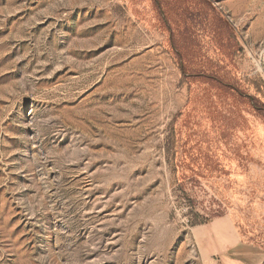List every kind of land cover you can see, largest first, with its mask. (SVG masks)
<instances>
[{
    "label": "rangeland",
    "instance_id": "374dc122",
    "mask_svg": "<svg viewBox=\"0 0 264 264\" xmlns=\"http://www.w3.org/2000/svg\"><path fill=\"white\" fill-rule=\"evenodd\" d=\"M216 222L264 258V0H0V264H215Z\"/></svg>",
    "mask_w": 264,
    "mask_h": 264
},
{
    "label": "crops",
    "instance_id": "0c3cea01",
    "mask_svg": "<svg viewBox=\"0 0 264 264\" xmlns=\"http://www.w3.org/2000/svg\"><path fill=\"white\" fill-rule=\"evenodd\" d=\"M205 228V226H198L196 228L195 235L198 239H205L207 241V239L210 240L214 235L217 237H223L220 241H213V248L216 253L213 254L212 257H218V261L222 264H226L225 257L230 259L232 264H247L244 259L249 256L248 253L242 252V248L237 242L227 243V241L231 240H228L230 238L227 236V230L220 225L219 222H216L212 226V229H207V231H205ZM204 234L206 235L203 236ZM263 262L264 258L260 256V260L255 259L251 264H262Z\"/></svg>",
    "mask_w": 264,
    "mask_h": 264
},
{
    "label": "trees",
    "instance_id": "16d2710c",
    "mask_svg": "<svg viewBox=\"0 0 264 264\" xmlns=\"http://www.w3.org/2000/svg\"><path fill=\"white\" fill-rule=\"evenodd\" d=\"M156 5L158 6V3H156ZM159 9V6L157 7ZM210 222L208 220H203L202 224H209Z\"/></svg>",
    "mask_w": 264,
    "mask_h": 264
},
{
    "label": "built area",
    "instance_id": "2783aa9c",
    "mask_svg": "<svg viewBox=\"0 0 264 264\" xmlns=\"http://www.w3.org/2000/svg\"><path fill=\"white\" fill-rule=\"evenodd\" d=\"M215 264H221L219 261H216V263Z\"/></svg>",
    "mask_w": 264,
    "mask_h": 264
}]
</instances>
